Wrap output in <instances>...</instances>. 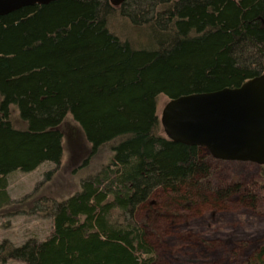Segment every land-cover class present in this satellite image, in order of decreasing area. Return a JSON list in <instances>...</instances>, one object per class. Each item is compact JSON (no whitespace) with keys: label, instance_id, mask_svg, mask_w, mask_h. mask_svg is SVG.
<instances>
[{"label":"trees","instance_id":"trees-1","mask_svg":"<svg viewBox=\"0 0 264 264\" xmlns=\"http://www.w3.org/2000/svg\"><path fill=\"white\" fill-rule=\"evenodd\" d=\"M262 74L264 0H59L0 17V217L52 221L43 241L1 243L0 264H153L136 212L158 190L207 197L215 160L165 136L160 98ZM66 139L77 172L107 161L66 199L15 201L10 175L58 168Z\"/></svg>","mask_w":264,"mask_h":264},{"label":"rangeland","instance_id":"rangeland-1","mask_svg":"<svg viewBox=\"0 0 264 264\" xmlns=\"http://www.w3.org/2000/svg\"><path fill=\"white\" fill-rule=\"evenodd\" d=\"M169 101L160 98V119ZM65 143V158L58 168L47 163L32 173L10 175L9 192L15 201L36 188L46 191V196L66 199L79 190L82 179L92 174L96 165L107 161L99 156L92 160L94 167L77 172L85 156L73 155L67 139ZM211 167L212 176L204 181L210 189L207 197L193 201L158 190L136 212L146 243L154 253L153 264H248L264 246L261 167L218 160L212 161ZM50 171L54 175L47 181ZM51 230L52 221L37 215L0 217V244L8 240L21 246L33 238L43 241Z\"/></svg>","mask_w":264,"mask_h":264},{"label":"water","instance_id":"water-1","mask_svg":"<svg viewBox=\"0 0 264 264\" xmlns=\"http://www.w3.org/2000/svg\"><path fill=\"white\" fill-rule=\"evenodd\" d=\"M57 1L0 0V17ZM126 1L110 0L114 7ZM160 120L171 141L205 148L218 161L264 166V74L237 88L170 100Z\"/></svg>","mask_w":264,"mask_h":264},{"label":"bare ground","instance_id":"bare-ground-1","mask_svg":"<svg viewBox=\"0 0 264 264\" xmlns=\"http://www.w3.org/2000/svg\"><path fill=\"white\" fill-rule=\"evenodd\" d=\"M49 198V197H48ZM38 240V239H37Z\"/></svg>","mask_w":264,"mask_h":264}]
</instances>
